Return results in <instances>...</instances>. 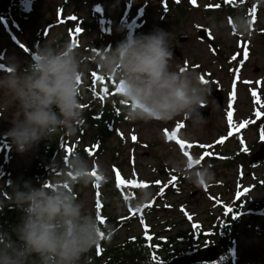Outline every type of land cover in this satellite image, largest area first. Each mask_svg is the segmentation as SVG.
<instances>
[{
	"label": "clouds",
	"instance_id": "9594fccd",
	"mask_svg": "<svg viewBox=\"0 0 264 264\" xmlns=\"http://www.w3.org/2000/svg\"><path fill=\"white\" fill-rule=\"evenodd\" d=\"M210 26L238 37L252 34L250 18L244 12H237L230 22L210 18ZM174 40L173 32L161 28L129 34L114 48L91 51L90 60L102 76L116 80L120 97L127 102V121L166 125L181 118L187 126L180 136L192 142L208 122L200 109L210 106L213 111L219 105L198 73L172 65ZM87 63L70 40L57 39L38 47L26 65L8 58L7 68L0 74V115L11 110L13 126L6 135L18 151L24 152L42 139L78 134L84 123L81 81ZM197 160L193 156L190 162L180 154L167 157L164 163L193 188L215 184L214 165ZM92 172L89 160L73 151L49 182L39 187L27 180L11 183V193L0 201V208L10 201L23 215L11 232L0 230V264H92L90 253L100 244L101 233L106 241L113 235L112 225L102 228L95 206H89L75 191L77 185L108 179V170L99 161L95 172L100 179ZM153 195L150 188L141 187L134 200L112 196L105 202L121 212L128 203L142 207Z\"/></svg>",
	"mask_w": 264,
	"mask_h": 264
},
{
	"label": "rangeland",
	"instance_id": "374dc122",
	"mask_svg": "<svg viewBox=\"0 0 264 264\" xmlns=\"http://www.w3.org/2000/svg\"><path fill=\"white\" fill-rule=\"evenodd\" d=\"M127 6H131L133 10L141 11L142 19L136 21L133 20L134 12L129 7L125 12V16L136 21L139 26V34H147L156 28L164 29L168 32H173L175 40L173 46H181L183 50V59H179L174 55V59L171 62L174 67L180 66L185 69H190L196 73L206 72V76L209 80V86L220 87L221 90L226 89L228 86L234 88V86L248 85L250 91H255L256 101L254 107L252 104L243 106L242 102L245 101V93L239 92L240 99L236 102L241 115L237 117L234 115L233 122L229 125L225 124L226 114L220 108L214 109V114L208 118L207 124L203 130L197 133V139L189 142L193 146L189 149L192 156L200 154V145H213L215 151L212 158H207L205 163L211 162L214 165V171L216 173V182L213 185H208V193L206 195L200 194L199 197L189 196L190 185L185 181L182 185L176 186L177 193L165 195L163 192L161 195L164 200H155L160 195V187L157 186L158 181L161 179L165 181L171 174H174L164 163L169 156L180 155L181 153L175 147L168 145V140L164 135V130H171L177 123H186L184 119L177 118L173 122L168 124H161L156 121L144 123V122H130L124 125H118L117 136H109L104 144L108 146L109 150L103 154H99L92 157L89 163L92 168L95 169L96 162L99 163L108 170L107 181L114 184L113 178L116 173L112 172V167L117 166L118 172L122 177L129 179H135L137 182H148L146 188H150L154 193L152 199L149 201L153 203V213H147L140 217H135L131 224L127 227L118 229L112 237V244L119 242L125 238L127 234H135L141 232H147L153 237H159L158 231H163L168 224L172 222L183 223V217L191 215L192 219L201 221L204 225H207V217L216 215L220 211V207L213 203V199L221 198L226 205L232 197L233 183L236 180L237 169L235 166H225L223 164L225 158L230 155L226 151L231 153L236 148V139L226 137L225 126L234 127L237 123H240L241 119L249 118V120H255L256 112H261V119L251 123L252 126H248L240 131L239 136L248 143L249 149L256 150L258 144L255 143L256 138L261 142L264 138V47L260 44L258 29L264 26V11H260L258 16L252 21V34L250 37H238L233 32L228 35L223 30L217 32L210 26V18H215L217 21L225 20L228 22L226 16L216 7L214 4L216 0H182V2L174 0L171 2L170 10L161 8L160 4L166 6L168 0H125ZM162 2L158 4L159 2ZM92 2L81 4L77 11L80 15L93 21L95 19L94 13L90 15V5ZM63 0H45L39 5H35V11H31L30 14L24 15L25 18L19 22V30H12L11 35L6 31L3 32V36L0 40V54H3V58L0 63V74L7 68V60L9 57L17 58L22 64H24L29 55L34 53L36 49L42 46L47 40L57 39L65 36L69 29L68 26L62 23L63 19L72 17V10L74 5L72 1H69L67 6H63ZM122 0H94V6L96 7V13L103 15L109 11V15L116 16V10L121 8ZM39 14V15H38ZM102 18V17H101ZM127 18V19H128ZM46 20H56L57 24L48 30V33L41 39L37 38V34L45 25ZM111 19H108L109 21ZM117 28V27H116ZM114 28V29H116ZM205 28L215 39L214 45H209L206 41L198 38L197 32L199 29ZM80 31L77 34L78 45L77 47L85 60H87L90 52L87 50L89 46L93 45V40L99 38L98 35L102 33L99 29L93 31ZM118 32V28L116 29ZM135 35V34H132ZM182 35L188 36L184 43H180L178 38ZM68 36V34H67ZM244 42L245 51L242 52L239 49L235 54H243V61L241 66L235 65V60L232 59V49L235 47L240 48L239 42ZM107 49L110 48V41H105ZM172 46V47H173ZM112 48V47H111ZM227 57L229 58L227 60ZM231 65L235 67L234 73L225 69V66ZM254 67L259 68L258 73H254ZM259 100V104L257 101ZM184 127L178 131V138L182 139L180 133L187 124H183ZM12 113L11 110L4 111L0 115V145H4V149H8L11 157L7 163L10 170V175L4 178L6 182H16L22 170L28 166L32 156L40 148L42 140L32 148L20 152L16 146L12 143L11 138L6 135L8 130L12 127ZM229 127V128H230ZM236 129V128H235ZM96 132L95 128L88 130V135L83 137L81 144H89L91 142L90 135ZM225 135L223 143L218 140L217 143H213L216 140L218 134ZM132 136H136V140H132ZM163 137V139H162ZM165 141H167L165 143ZM6 144V145H5ZM256 144V145H255ZM180 148V146L178 147ZM181 149V148H180ZM187 149V148H185ZM7 152V151H6ZM222 154V155H221ZM184 155V154H183ZM185 156V155H184ZM165 170V174L159 172ZM243 170L240 171L242 174ZM244 180V178H243ZM255 185V190L247 193L243 198L247 201V197L251 202L244 203L241 212H247L249 207H253L256 212L263 213L264 215V184L261 187L256 185L260 180L264 182V163L255 167L253 176L245 179ZM4 181L0 182V185L4 184ZM168 183V182H166ZM225 184L220 186L217 184ZM110 187H101V191L104 192L105 197L119 196ZM134 199L136 198L139 188H133ZM179 190V192H178ZM95 190L90 186H84L78 189V194L81 199L88 202L89 206H92L93 198L95 196ZM11 193V191H10ZM9 193V195H10ZM224 193V194H222ZM222 194V195H221ZM209 195V196H208ZM190 200L186 199V197ZM8 196L0 197V201L6 200ZM121 197V196H120ZM212 198L206 200V198ZM187 201L183 205V209L178 208V203L181 201ZM174 201L176 203H174ZM225 201V202H224ZM214 206H217L214 208ZM182 207V206H181ZM214 208V209H213ZM213 209V210H212ZM257 209V211H256ZM212 210V211H211ZM106 213L108 215H122L124 210L117 212L112 206L106 203ZM211 212V213H210ZM185 227V225H183ZM255 227V226H254ZM177 229V228H176ZM234 259L240 264L247 262L254 264L264 259V236L256 235H240L235 238ZM179 247V245H177Z\"/></svg>",
	"mask_w": 264,
	"mask_h": 264
},
{
	"label": "trees",
	"instance_id": "16d2710c",
	"mask_svg": "<svg viewBox=\"0 0 264 264\" xmlns=\"http://www.w3.org/2000/svg\"><path fill=\"white\" fill-rule=\"evenodd\" d=\"M34 1L41 2L42 0H16L9 10H5L0 14V37L2 36V31L6 30L10 32L12 27H16L17 20L28 13L27 5ZM216 3L229 22L237 12H244L250 19H253L260 11H264V0H232V3H229L228 0H217ZM15 13H18L19 16H15ZM259 39L262 46H264V28L259 30ZM57 40L62 42V39ZM96 43V49L100 50L103 42L97 41ZM233 51L232 49V52ZM32 56L31 54L27 62L24 63L25 65L31 62ZM87 62L88 70L85 73V78L81 81L84 96L82 101L84 123L80 131L72 138L59 135L51 140L42 139L40 148L31 158L29 165L22 170L16 182L27 180L31 181L33 186L36 187H39L42 183L49 182L50 178L58 174L60 169L65 165L67 155H70L73 151H77L85 156L86 159H89L94 154L103 152L108 148L104 142L110 135L115 134V130L113 129L114 125L128 122L124 117V109L127 107V102L121 103L122 99L120 94L116 91V80L97 73L95 66L90 61ZM93 73L101 76L102 79L99 81L96 80ZM105 89H108L107 93ZM92 127L96 129V132L90 135L91 142L87 145H80L79 142L83 137L89 134L88 130ZM4 147L6 146L0 145V180L9 175V170H7L5 166L7 165V159H9L10 155L5 151ZM69 149H71V151H69ZM92 183L89 185H92ZM81 187L84 186L77 185L75 191L78 192V189ZM10 191L11 185L9 183L5 185L4 183L0 186V197L3 194H9ZM149 209V207H144L143 212ZM234 211L235 209L233 212ZM22 215V211L16 208L14 204L10 201L6 203L0 208V230L11 232V229L20 223ZM225 219L226 218H224V220ZM259 220L261 219L256 217V221ZM112 221H115L114 217ZM228 221H231L230 218H227L222 225H218V227L215 228L222 231H230L231 229L230 232H227L226 235L225 233L218 235L217 230L214 228V234L207 236L206 240L210 239L211 241H215L228 250L233 242L234 230H236V222L232 224L227 223ZM239 221L247 223L250 220L241 218ZM242 228L247 229L248 227L241 226L240 230ZM183 235L184 236L180 237L181 240L185 241L183 249H186L188 245L196 247L198 240L201 238L187 236L186 233ZM13 239H15L14 234ZM175 241V236H170L165 240H157L141 235L134 237V239L128 238L112 244L113 247L107 249L110 253L106 251L104 254L102 250L99 252L97 251V247H100V242V244L92 250L90 256L92 264H155V253L161 251L160 249L164 247L166 248L168 243L172 244ZM158 246L159 248L155 249ZM97 253L102 255L97 257Z\"/></svg>",
	"mask_w": 264,
	"mask_h": 264
},
{
	"label": "snow or ice",
	"instance_id": "6c2138e0",
	"mask_svg": "<svg viewBox=\"0 0 264 264\" xmlns=\"http://www.w3.org/2000/svg\"><path fill=\"white\" fill-rule=\"evenodd\" d=\"M228 2H229V3H232V0H228ZM216 7H219V5H217ZM253 12H254V10H253ZM70 19H73V20H74L75 17H70ZM76 31L79 32L80 29L77 28ZM182 70H184V69H182ZM93 76H94L95 79L98 80V81L102 79L101 76L96 75L95 73H93ZM201 80H202L204 83H207V81L204 80L203 78H201ZM107 91H108V89H105V92H106V93H107ZM116 91H117L118 93L120 92V88H119L118 85L116 86ZM252 95H253V97H256L257 93H256L255 91H253V92H252ZM101 98H103V97H101ZM125 102H126V101H124V100L121 101V103H125ZM257 103L259 104V100L257 101ZM82 107H83V106H82ZM260 115H261V112H256V116H260ZM227 119H228L229 123L232 122V120H233V112H232V111H228V112H227ZM245 123H248V122L246 121ZM240 126L243 127L244 125L242 124V125H240ZM183 127H184L183 124H181V123H177V124L175 125V128H174V129H172V130L165 129V130H164V135H165L166 139L169 140V141H175V143L178 144L182 150L185 149V148H191V147L193 146L192 144H190V143H189L188 141H186V140L178 139V131H179L180 129H182ZM230 135H231V134H230ZM136 139H137L136 136H132V140H136ZM220 143H223V138H221ZM200 147H201V148H204V147H210V146L200 145ZM246 150H247V149H245V151H246ZM69 151H71V149H69ZM183 154H184L186 157H188V159H189L190 162L192 161V156L189 155V153H188L187 151H184ZM205 155H207V153H206ZM201 159H203V157H201ZM195 162H196V163H199L200 160H197V161H195ZM189 166H191V163H190ZM91 174H92L94 177H96L97 180L100 179V177L96 176V172H95V170H93V172H92ZM116 181H117V185H118V186H128V187H133V188L147 187L146 184H144V183H140V182H137V180H135V179H122V178H121V175H120V173H119L118 171L116 172ZM175 181H176V177H175V176L171 177L170 183H174ZM158 183H159V182H158ZM95 187L98 188V187H99V183H96ZM163 191H164V189L161 188V194L163 193ZM98 195H99V193H98ZM235 195L238 196V197H241V196H243V193L240 192V191H237V192L235 193ZM96 208H97V209H100V208H101V204H100L99 199H98L97 202H96ZM233 210H234V209L231 208V207L225 209V211H226L227 213H231V214L233 213ZM98 219H101V221L103 220V217H102L99 213H98ZM194 227H198V225H195ZM103 235H104V234L101 233V238H103ZM97 251H98V252L101 251V249L99 248V246L97 247ZM154 259H155V257H154Z\"/></svg>",
	"mask_w": 264,
	"mask_h": 264
},
{
	"label": "flooded vegetation",
	"instance_id": "af4514ba",
	"mask_svg": "<svg viewBox=\"0 0 264 264\" xmlns=\"http://www.w3.org/2000/svg\"><path fill=\"white\" fill-rule=\"evenodd\" d=\"M85 2L88 3L89 0H73V5L75 7L74 8V11H76L78 9V7H80V5L81 4H84ZM120 17H121V14H119L118 16H116V19L113 21V23L115 24V27L121 26V23H120L121 20H119ZM122 26L125 27L126 25L124 23H122ZM109 34L110 35H113L114 34L112 28L109 30ZM222 93H223V97L225 98V101L228 102V100H229L228 93L227 92H224V91ZM190 186L193 187L192 185H190ZM188 199L190 200V198H188ZM228 216H231L232 217L231 219H233L230 223L233 224L234 222H236V230H234L235 233L233 234L235 236V235H237L239 233V231L237 230L238 229V226L240 225L239 218H238V216L236 217V215L234 216V215H231V214H228ZM246 217L247 218H250L252 221H254V216L248 214V215H246ZM183 221L184 222L182 224H180L181 226H183L186 223L187 220L184 219ZM180 225H178V226H180ZM216 230H217V233L218 234L225 233V235L227 234V232H230L231 231V229H230V231H227V230L222 231L220 229H216ZM183 232H187V233L190 234V233H192V230L188 229V226H186L185 229H178V230L177 229L176 230L171 229V233H175L176 234V233H183ZM262 235L264 236V232L262 233ZM178 249H180V250L183 249V245H180V248L178 247ZM107 252H108V250H107ZM220 252H221V255H222L223 254V251L220 250ZM181 253H183V252H180V253H177V254L175 253V255H178V254H181ZM95 264H99V263H95ZM206 264H240V262H235L233 260L232 261L227 260V261H214L212 263H206ZM246 264H252V263H246ZM254 264H264V259L261 260L260 262H255Z\"/></svg>",
	"mask_w": 264,
	"mask_h": 264
},
{
	"label": "water",
	"instance_id": "95a60500",
	"mask_svg": "<svg viewBox=\"0 0 264 264\" xmlns=\"http://www.w3.org/2000/svg\"><path fill=\"white\" fill-rule=\"evenodd\" d=\"M13 0H0V11L5 8V6L11 3ZM176 54H179L176 52ZM204 108H201L200 111L203 113ZM205 115V114H204ZM262 156L256 155L252 156V163L261 159ZM217 253L215 247L205 248L198 252H193L191 254H186L184 256L178 257L175 260H172L171 264H192V263H203L206 261H212L216 259Z\"/></svg>",
	"mask_w": 264,
	"mask_h": 264
}]
</instances>
